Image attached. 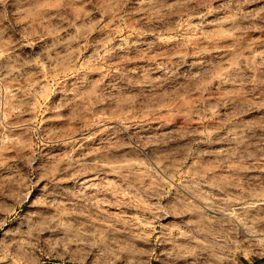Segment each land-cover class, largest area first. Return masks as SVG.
<instances>
[{
    "label": "rangeland",
    "instance_id": "rangeland-1",
    "mask_svg": "<svg viewBox=\"0 0 264 264\" xmlns=\"http://www.w3.org/2000/svg\"><path fill=\"white\" fill-rule=\"evenodd\" d=\"M97 253L264 264V0H0V264Z\"/></svg>",
    "mask_w": 264,
    "mask_h": 264
},
{
    "label": "bare ground",
    "instance_id": "bare-ground-1",
    "mask_svg": "<svg viewBox=\"0 0 264 264\" xmlns=\"http://www.w3.org/2000/svg\"><path fill=\"white\" fill-rule=\"evenodd\" d=\"M48 259L49 260H47L45 264H109L105 261V259H103L99 255L95 257H91V258H89L87 255H82V254L81 255H62V256H54Z\"/></svg>",
    "mask_w": 264,
    "mask_h": 264
}]
</instances>
